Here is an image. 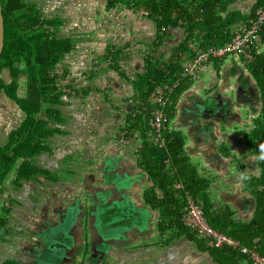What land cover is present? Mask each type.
Masks as SVG:
<instances>
[{
	"label": "crops",
	"instance_id": "obj_1",
	"mask_svg": "<svg viewBox=\"0 0 264 264\" xmlns=\"http://www.w3.org/2000/svg\"><path fill=\"white\" fill-rule=\"evenodd\" d=\"M70 1L68 17L49 15L60 19L59 29L65 26L62 33L67 34V37L60 38L74 44L73 50L63 55L54 70L58 75L57 83H64L68 93L62 96L59 104L53 105L56 114L48 115L46 122H36L41 129L47 128L48 136H51L49 148L45 154L37 156L36 163L52 177L54 202L69 187L74 189L72 194L80 185L87 186V189L91 186L101 188L97 170L85 168L89 167L92 158L114 160L118 163V175L130 180L127 193L131 204L128 206L134 210L130 208L128 215L134 212L133 215L137 214L141 223L127 229V235L116 236L113 240H117V244L109 245L107 260L94 264H219L212 252L201 249L194 239L184 234L164 242L170 231L160 236L157 224L159 214L144 198L151 183L137 159L136 150L141 138L137 134L122 144L115 136L126 125L128 116L133 114L132 83L138 74L145 72L148 57L162 64L178 53L186 55L175 51L188 36L184 23L180 21L175 27L164 28L163 34L157 32L155 22L146 17L143 11L122 7L106 10V0ZM254 1L233 0L227 11L233 12L235 17L244 15ZM197 6L196 1L191 5V11ZM200 12L203 14L204 10L200 8ZM199 18L197 15L195 20ZM237 25H242L239 19L234 26L223 30L224 35H232L238 29ZM157 34H160L161 40L154 48L152 43ZM201 35L198 33L196 36L201 38ZM188 43L189 48L195 50L200 42L195 39ZM180 61L181 67L188 62L186 58ZM257 78L240 58L227 56L212 61L200 69L197 79L187 89L176 95L173 115L169 116L167 125L169 133L175 132L184 138L183 156L195 169L198 179H206V192L212 208L229 210L231 221L235 224L248 223L252 219L255 211L252 185L261 172L259 160L248 145L261 112ZM247 83L250 85L247 99L238 90L236 102L239 113L234 114L237 116L236 121L229 124L233 126V132L222 133L215 139L208 132L193 131L191 137L186 139L184 130L187 127L183 125L181 117L184 107L201 100L209 90L219 91L218 96L223 98L225 90L237 91L239 85L244 89ZM261 189V186L256 187V190ZM154 191L157 190L154 188ZM36 215L39 213L33 215L25 211L24 214L17 213V218L30 216L33 220ZM9 231L6 230L7 233ZM82 234L76 224L71 231L75 244H79ZM5 245L0 243L3 262L8 254L10 258L14 254L16 264H35L36 255L24 249L22 244ZM3 262L0 261V264Z\"/></svg>",
	"mask_w": 264,
	"mask_h": 264
},
{
	"label": "trees",
	"instance_id": "obj_2",
	"mask_svg": "<svg viewBox=\"0 0 264 264\" xmlns=\"http://www.w3.org/2000/svg\"><path fill=\"white\" fill-rule=\"evenodd\" d=\"M196 1L198 6L191 11V5ZM0 2L4 19V47L0 55V71L8 70L12 78L4 91L26 116L17 131L22 140L13 152L17 151V156L23 158L22 166L27 167L30 158L44 148L41 144L49 135L47 128L41 129L36 124V116L43 106L57 105L62 101L64 93L61 92L56 82L58 75L54 73V70L63 55L73 50L74 44L58 36L61 26L60 19L44 17L43 12L33 2L29 0H0ZM232 2L233 0H107L106 2V10L122 7L143 11L146 17L155 22L158 33L165 34V31H161L162 28L175 27L180 21L184 23L183 26L188 36L175 51H181V54L186 55L178 53L177 56H173L162 64L148 57L145 72L138 74L132 83L134 89L133 114L128 116L126 125L121 129L122 133H125L115 136L118 141L119 139L130 140L137 134L141 138V144L136 150L137 159L140 168L146 173L151 183L144 198L145 202L159 214L160 220L157 224L160 236L163 237L167 231H170V235L166 236L164 242L184 234L194 239L201 249L212 252L219 264H244L245 257L237 250L228 247L213 248L209 241L197 238L192 230L184 226L182 219L186 208L185 194H190L200 205L206 221L212 228L238 240L242 246L255 248L261 256H264V55H256L250 61L251 63H246L247 68L249 67L250 71L258 77L257 84L261 100L260 119H257V128L248 139V145L259 160L261 170L259 178L252 185L255 211L248 223L235 224L231 221L229 210L222 211L212 208L206 192L207 181L198 179L195 169L183 156L184 138L180 134L169 133L166 127L163 132L164 146L158 148L148 140L147 131L148 119L154 107L153 93L159 88L162 89L165 84L170 83L179 75L180 60L185 58L191 60L194 57V52H192L194 50L189 48L188 42L195 39L200 42L197 49L220 46L231 38V35H224V29L234 26L238 19L244 24L254 15L255 8L264 4V0H256L246 14L235 17L233 12L227 11L228 5ZM200 8L204 10L203 14ZM226 11L227 15L224 17L223 14ZM197 15L200 18L195 20ZM237 26L239 28L242 25ZM198 33L202 34L201 38L196 36ZM160 40L161 36L157 34L152 46L156 48ZM261 43L264 44V33L261 34ZM18 61H24L25 67L22 70H19L16 65ZM19 75L25 77L23 98L17 94L16 81ZM191 83L190 79L181 82L174 98L187 89ZM0 85L3 87L1 79ZM173 110L174 104L166 110L168 116L173 115ZM55 112L54 109L48 110L50 114ZM56 117L60 118L59 115ZM54 131L58 132L57 129ZM14 157L12 156L11 160L5 163L7 171L12 168ZM3 163L0 157V182L3 177ZM177 185L181 187L177 188ZM257 186H261L262 189L256 190ZM157 192L160 194L158 195ZM4 222L2 213L0 236L4 232ZM4 264L12 263L5 261Z\"/></svg>",
	"mask_w": 264,
	"mask_h": 264
},
{
	"label": "water",
	"instance_id": "obj_3",
	"mask_svg": "<svg viewBox=\"0 0 264 264\" xmlns=\"http://www.w3.org/2000/svg\"><path fill=\"white\" fill-rule=\"evenodd\" d=\"M3 47L4 19L0 2V55ZM232 58L238 57L232 56ZM238 90L242 92L243 98L247 99L250 85L247 83L244 89L242 85H239L237 91L236 89L225 90L223 98L218 96L219 91L209 90L200 98L201 100L189 107H184L181 117L183 125L187 127L184 130L186 139L191 137L193 131L208 132L215 139L217 135L222 136V133L233 132V126L229 124L237 119L236 115L231 114L239 107L236 102L237 95H235ZM257 91L260 94L258 87ZM98 159L92 158L88 164L89 167L85 170H97L101 188L95 186L96 188L87 189V186L85 188L80 185L81 187L77 186V191L75 190L72 194L74 189L69 187L65 190L66 193H62L55 200L56 209L54 211H57V214L55 213L52 217L54 224L51 225L47 221L49 228H45V235H42L41 231L37 233L40 237H37L38 248L35 264H63L65 260L66 264H70L71 260H73L72 264H92L95 259L102 263L103 260H107L109 245L117 244V240L113 239L116 236L119 238L127 235V229L137 227L141 223L137 214L128 215V205L131 204L127 193L130 187L129 178L118 175L116 161L104 157ZM60 184L63 185L61 182ZM73 184L76 185L74 182ZM76 224L82 229L83 234L80 241L83 243L82 248L81 246L79 248V245L75 244L72 239L71 231ZM93 234L101 236L99 243L90 242ZM73 250L74 253L76 251L75 254ZM46 252H53L54 256H44ZM71 253L73 256L70 255Z\"/></svg>",
	"mask_w": 264,
	"mask_h": 264
},
{
	"label": "flooded vegetation",
	"instance_id": "obj_4",
	"mask_svg": "<svg viewBox=\"0 0 264 264\" xmlns=\"http://www.w3.org/2000/svg\"><path fill=\"white\" fill-rule=\"evenodd\" d=\"M16 65L19 70H22L25 67L24 61H18ZM1 72H3V75H4L5 72L6 73L8 72V70L2 69ZM9 79H10L9 81H6V80L4 81L1 79L3 87L0 86V119H2V121L5 120L6 114L4 113V110L9 109V110H12L11 112L12 114H14L12 115V119H15L14 122L11 119L10 121L11 124L13 125V124L19 123V125L15 129H13L12 125L9 128L8 126H6V122H5L4 128L1 126V131H0V132H3V139L0 140V157L2 158L4 162L3 163L4 165L2 166L3 167L2 168L3 177L0 182V219L2 218V213H3L4 221H5L3 224L4 232L0 236V239H1L0 243L1 245L9 244L10 246H12L13 244L20 243L22 244V247L24 249H27L33 255H36V251L38 248V245H36L38 244L37 237H40V235H38L37 233L41 231V234L45 235L44 234L45 228H49L47 221L50 222L51 225L54 224L55 221L54 219H52V217L55 215V213L57 214V211H54L56 207L54 204L55 203L54 202V183L52 181V177H50L47 172L42 171L40 169V166L36 163L37 156L46 152V150L49 148L48 142H50L51 138H49V136L47 135V137L44 139L45 141H47V143L43 142L41 144V146H43L44 148L40 149L36 155L30 158L29 164L27 167H23L22 162H21L23 158L21 156H17L16 154L17 151L13 152L14 151L13 149L14 148L16 149L18 147V144L22 140L21 136L17 134V131L18 129H20L21 125L25 121L26 116L24 112L16 104V102H14L13 100H10L8 96L6 95V92L4 91L5 86L10 84L12 81V78L10 75H9ZM18 81H19V84L17 83ZM59 83H61V81H59ZM59 83L57 84L61 88V92L64 93V95L65 93L67 94L68 91L64 88L63 86L64 83L63 84L61 83L62 85ZM16 84H17V89L21 93L19 97L23 98L24 93H25V85H24L25 77L22 75H19L17 78ZM22 92L24 93L22 94ZM237 94L238 93L235 92V95ZM2 98L7 99L8 102H6L5 104L4 103L2 104ZM9 103L13 104V107H9ZM43 107H45L46 112H48L49 109L54 108V106L50 104H47L46 106H43ZM52 114L53 113H51V115ZM234 114L235 113H232L231 115L234 116ZM13 132L15 133L12 134ZM124 133L119 132V134L121 135H123ZM30 143L32 142L30 141ZM12 156H15L14 161L12 163V168L9 171H7L5 168V163L11 160ZM90 188L93 189L96 187L91 186L89 187V189ZM37 198H39L38 201H37ZM25 211L26 213H32L33 215L39 213V215H36L35 218H33V220L29 218L30 216L29 217L21 216L20 218H17V213L24 214ZM6 230H10L9 231L10 235L9 233L6 232ZM80 232L82 233L81 228H80ZM14 233L16 234L13 235ZM91 237L92 238L90 242L93 241L96 244L100 242L101 240V236H99L98 234H93ZM80 241L81 240L78 241L79 242L78 245H79V248L80 246L82 248L83 243L82 242L80 243ZM10 250L11 249H9V251ZM78 252L80 251L78 250ZM73 253H74V250H73ZM73 253H71L70 255L73 256ZM94 253H96V251H94ZM45 255L54 256L53 252L51 253L46 252L44 256ZM10 257L11 256L8 254L6 258L4 259V262L11 261L15 263L14 261L16 260V258L14 254H13V258L15 260ZM69 261H70V258H69ZM65 262L63 264H66ZM72 262L73 260H71L70 264H72ZM96 262L97 260L95 259L92 261V264ZM31 264H34V263L32 262Z\"/></svg>",
	"mask_w": 264,
	"mask_h": 264
},
{
	"label": "built area",
	"instance_id": "obj_5",
	"mask_svg": "<svg viewBox=\"0 0 264 264\" xmlns=\"http://www.w3.org/2000/svg\"><path fill=\"white\" fill-rule=\"evenodd\" d=\"M262 33H264V4L257 6L254 15L232 32L229 41L217 47L196 48L194 57L181 67L179 75L170 83L165 84L162 89L159 88L153 93L152 103L154 107L148 119V140L158 148L164 146L163 132L169 123L166 110L173 106L174 94L181 82L188 79L196 80L202 67L227 56H237L244 63H251L250 61L253 60L254 56L264 55V44L261 43ZM118 142L126 144L128 141L119 139ZM180 187L177 185V188ZM185 196L186 208L182 222L185 227L194 232L197 238L209 241L215 249L228 247L237 250L245 257L246 264H264V256H261L255 248L242 246L237 240L212 228L206 221L196 200L188 193Z\"/></svg>",
	"mask_w": 264,
	"mask_h": 264
},
{
	"label": "rangeland",
	"instance_id": "obj_6",
	"mask_svg": "<svg viewBox=\"0 0 264 264\" xmlns=\"http://www.w3.org/2000/svg\"><path fill=\"white\" fill-rule=\"evenodd\" d=\"M33 3H35V5L43 12V16L44 17H53V16H49V15H52V14H55L56 16L60 17V18H66L69 16V13H70V10H69V4L71 3L70 0H31ZM56 4H55V3ZM55 4V5H54ZM54 6H56L54 8ZM54 8V9H53ZM75 10V9H74ZM57 11V13H56ZM65 27V26H64ZM64 27H61L58 31V35L59 37L62 36V37H67V34H64L62 33V30L64 29ZM78 51H80V48H78ZM9 73L5 72V74L3 75V72L0 71V78L2 80H6V81H9ZM20 81V80H19ZM19 81L17 82L19 84ZM1 86V85H0ZM17 94L21 95V93L19 92V90L17 89ZM8 102L7 99L5 98H2V104ZM9 107H13V104H10L9 103ZM63 109V108H62ZM60 109V110H62ZM76 109V108H75ZM240 108H237V110H234L233 113H239V110ZM78 109H76L77 111ZM12 110H7L5 109L4 110V113L6 114V117H5V120L2 121V119H0V131H1V126L4 128L5 126V122H6V126H8L9 128L11 127V119H12ZM75 112V114H79L78 112ZM60 114V113H59ZM48 115H51L50 113L46 112V109L45 107H43L42 109H40V111L38 112L37 116H36V120H37V123L39 122L40 124L43 123L44 121L46 122V119L48 117ZM81 116V115H80ZM80 118V117H79ZM12 121L14 122L15 119H12ZM2 122V123H1ZM19 125V123L17 124H13L12 125V128L15 129L17 126ZM51 138V136L49 137ZM3 139V132H0V140ZM45 143H47V141H43ZM42 154H45V153H42ZM130 206H128V212L130 211ZM131 210L133 211L134 209L131 208ZM134 212L131 213V215H133ZM10 235V233H9ZM1 240V239H0ZM1 252V251H0ZM4 256H6V254H4ZM4 258V257H2ZM0 261L3 262V259H1V256H0ZM12 264H15L13 262H11ZM105 263V262H104Z\"/></svg>",
	"mask_w": 264,
	"mask_h": 264
},
{
	"label": "bare ground",
	"instance_id": "obj_7",
	"mask_svg": "<svg viewBox=\"0 0 264 264\" xmlns=\"http://www.w3.org/2000/svg\"><path fill=\"white\" fill-rule=\"evenodd\" d=\"M245 162V161H244Z\"/></svg>",
	"mask_w": 264,
	"mask_h": 264
}]
</instances>
